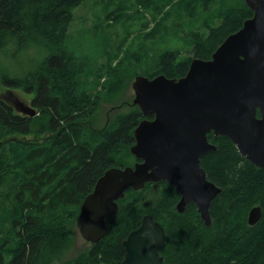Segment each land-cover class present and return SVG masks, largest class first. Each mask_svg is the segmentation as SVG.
<instances>
[{
	"label": "trees",
	"instance_id": "trees-1",
	"mask_svg": "<svg viewBox=\"0 0 264 264\" xmlns=\"http://www.w3.org/2000/svg\"><path fill=\"white\" fill-rule=\"evenodd\" d=\"M87 1L0 0V52L14 43L45 54L24 76L0 74L4 86L34 94L37 112L18 113L0 97V264H117L125 257L123 241L147 213L165 229V263L264 264V169L213 133L208 138L217 149L201 157L208 179L222 189L210 207V226L194 203L178 212L174 186L147 183L117 201L99 242L62 258L77 241L81 205L98 179L136 161L134 129L153 114L145 116L125 97L133 78L184 76L192 59H210L254 14L246 0H136L141 25L130 29L123 14L124 37L107 44L104 61L92 66L71 49L75 9ZM103 6L107 19L119 21V11ZM133 34L134 49L124 51ZM255 206L262 217L250 225Z\"/></svg>",
	"mask_w": 264,
	"mask_h": 264
},
{
	"label": "water",
	"instance_id": "water-1",
	"mask_svg": "<svg viewBox=\"0 0 264 264\" xmlns=\"http://www.w3.org/2000/svg\"><path fill=\"white\" fill-rule=\"evenodd\" d=\"M246 3L253 16L228 35L210 59H192L180 78L135 77L134 104L145 116H153L134 129L131 153L136 164L108 169L84 199L76 225L87 242L97 243L107 234L106 219L117 213V201L127 190L160 181L180 194L178 212L194 203L210 226L211 204L222 191L201 165V157L217 149L209 141L210 133L230 138L243 156L264 169V0ZM20 105L23 114L36 115L34 107ZM261 217V206L253 207L249 224ZM123 245L125 257L117 264H168L160 255L165 229L150 213Z\"/></svg>",
	"mask_w": 264,
	"mask_h": 264
},
{
	"label": "rangeland",
	"instance_id": "rangeland-1",
	"mask_svg": "<svg viewBox=\"0 0 264 264\" xmlns=\"http://www.w3.org/2000/svg\"><path fill=\"white\" fill-rule=\"evenodd\" d=\"M110 3V7L107 11H119V21L113 23L106 18V11L103 4ZM84 4V3H83ZM78 6L75 9L76 20L73 26L74 37L72 39L71 49L79 58L87 59L93 65L98 62L104 61L102 52L105 46L113 43H117L122 40L125 35L124 27L121 25L123 20V14H128V22L133 24L130 29H136L141 25L144 18H141L137 12V9L141 8L136 6V0H88L84 5ZM122 6V8L120 7ZM111 13V12H110ZM151 17H148V20ZM134 38V34L129 38L124 51L130 47L134 49V46L130 41ZM113 39V40H112ZM45 56L43 50L38 48L25 49L20 48L18 45L12 43L0 52V74L8 73L12 77L24 76L30 69L33 61L41 60ZM135 78H133V81ZM126 89L127 93L125 97L130 98L134 104L135 93L132 87ZM0 97L10 103L18 113H22L21 103L32 106V99L34 94L26 93L21 88H15L13 86H4L0 79ZM112 105L104 104V110L111 109ZM36 109V108H35ZM129 106H126L123 111H127ZM119 111V109H117ZM107 112V111H106ZM23 114V113H22ZM105 117L101 120V124L105 123ZM151 195V194H150ZM146 194V198L154 200L153 196ZM152 197V198H151ZM77 241L69 249L64 257V260L71 258L78 254L82 249H87L90 243L87 242L79 233L78 228L76 230Z\"/></svg>",
	"mask_w": 264,
	"mask_h": 264
},
{
	"label": "flooded vegetation",
	"instance_id": "flooded-vegetation-1",
	"mask_svg": "<svg viewBox=\"0 0 264 264\" xmlns=\"http://www.w3.org/2000/svg\"><path fill=\"white\" fill-rule=\"evenodd\" d=\"M258 116H259V114H258ZM211 134V133H210ZM237 147V146H236ZM136 162H137V159H136V161L134 162V164L133 165H135L136 164ZM151 185H158V184H155V183H151Z\"/></svg>",
	"mask_w": 264,
	"mask_h": 264
}]
</instances>
